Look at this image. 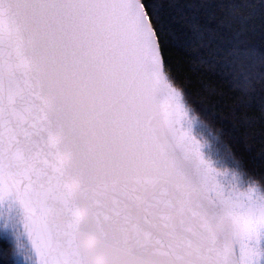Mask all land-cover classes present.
Returning a JSON list of instances; mask_svg holds the SVG:
<instances>
[{"label": "water", "instance_id": "water-1", "mask_svg": "<svg viewBox=\"0 0 264 264\" xmlns=\"http://www.w3.org/2000/svg\"><path fill=\"white\" fill-rule=\"evenodd\" d=\"M198 122L141 0H0L15 264H264V188Z\"/></svg>", "mask_w": 264, "mask_h": 264}, {"label": "trees", "instance_id": "trees-1", "mask_svg": "<svg viewBox=\"0 0 264 264\" xmlns=\"http://www.w3.org/2000/svg\"><path fill=\"white\" fill-rule=\"evenodd\" d=\"M195 116L264 188V0H141ZM0 264H15L0 236Z\"/></svg>", "mask_w": 264, "mask_h": 264}, {"label": "rangeland", "instance_id": "rangeland-1", "mask_svg": "<svg viewBox=\"0 0 264 264\" xmlns=\"http://www.w3.org/2000/svg\"><path fill=\"white\" fill-rule=\"evenodd\" d=\"M198 123L201 129V133H203L204 136L209 140V142H211L214 145V147L218 150V153L223 158H226L227 160L229 159L228 162H230L233 165V160H231L229 153L221 144V142L210 132V130L206 125H204L202 122H198ZM234 169L236 170L237 173H239V178H241L242 180L248 179L246 175H244V173H242V171L238 169L236 165H234Z\"/></svg>", "mask_w": 264, "mask_h": 264}]
</instances>
